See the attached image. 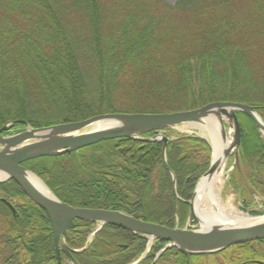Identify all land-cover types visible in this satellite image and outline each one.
Instances as JSON below:
<instances>
[{
  "label": "trees",
  "instance_id": "16d2710c",
  "mask_svg": "<svg viewBox=\"0 0 264 264\" xmlns=\"http://www.w3.org/2000/svg\"><path fill=\"white\" fill-rule=\"evenodd\" d=\"M213 102L250 105L264 123V0H0L4 136L102 114L170 113ZM235 113L238 167L228 184L242 211L260 216L264 136L244 112ZM163 134L165 148L121 137L22 166L66 205L181 228L211 150L195 135L172 128ZM96 225L74 220L60 238L70 254L60 251L58 260L46 212L11 179L0 183V264H264V239L209 254L170 246L156 257L164 240L154 239L146 251L145 236Z\"/></svg>",
  "mask_w": 264,
  "mask_h": 264
},
{
  "label": "water",
  "instance_id": "95a60500",
  "mask_svg": "<svg viewBox=\"0 0 264 264\" xmlns=\"http://www.w3.org/2000/svg\"><path fill=\"white\" fill-rule=\"evenodd\" d=\"M236 111L244 112L249 116L254 121L259 132L264 136V123L255 112L254 108L250 105L237 102H213L199 108L170 113L102 114L77 122L61 123L49 127L30 128L29 130H23L12 136L2 135V132L6 131L9 127V125L6 124L0 128V145L2 146L0 150V170L6 173L7 177L1 180L0 183L12 179L31 202L46 212L53 231L54 249L57 258L59 255L60 234H64L67 227H72L74 220L107 224L128 230L134 234L145 235L150 239L164 240L167 244L157 256L165 248L170 246L176 247L183 254L194 255L215 253L231 245L261 240L264 239V223L248 228L222 231H211L206 227V229L200 230V226L198 230L192 231L186 228H171L161 224L142 221L121 211L72 207L59 201L50 191L52 195L51 199L38 194L24 178V172L28 170L21 166L22 162L36 157L57 156L95 144L102 140L121 137L146 141L155 140L159 137L165 148L167 138L159 133L160 131L168 128L173 129L178 125L195 123L200 120V118L210 113L221 118L222 131H224L222 117L227 118L228 121L231 122L233 127V141L231 146L235 149L234 156L236 165H238L237 148L240 143V129L235 113ZM105 119L117 120L120 122V125L116 128H108L96 132L86 131L77 134L80 130L89 127L93 122ZM43 131H48L49 135H42L43 140H40V136H37L36 133H41ZM146 132H158V134L146 139L140 137L141 134ZM27 141H29V143L25 144ZM48 145H52V148H48ZM9 149L16 150H12L11 152ZM229 155L228 152H225L224 157L227 158ZM215 169L216 167L213 165L211 159L207 171L199 180L203 176L212 174ZM197 183L195 184L191 199L187 201L189 205V214L191 215L192 199ZM7 205L12 211L14 210L12 205L9 203H7ZM192 216L196 219L194 215ZM197 222L200 225L198 220ZM63 250L69 254L65 246Z\"/></svg>",
  "mask_w": 264,
  "mask_h": 264
},
{
  "label": "bare ground",
  "instance_id": "6f19581e",
  "mask_svg": "<svg viewBox=\"0 0 264 264\" xmlns=\"http://www.w3.org/2000/svg\"><path fill=\"white\" fill-rule=\"evenodd\" d=\"M220 121H221V118L210 113V114L203 116L202 118H200V120H198L195 123L186 124L190 126L192 129L196 130L197 134H194L195 136L203 139L208 144L211 150L210 161L212 159L213 165L216 167L215 171L212 174L203 176L198 181L196 190H195V193L192 199V215H194L196 219L200 222V226H201L200 230L209 228L211 231H222V230H229V229L248 228V227L258 225V224H263L264 214L260 216H250L248 214H245L237 210L235 207L231 206L230 204L223 203L220 198V189L224 181L222 167L224 166L226 159L230 156L229 155L227 158H225L224 154L225 152H228L229 154H231L235 150L231 146L233 139H231L228 133H226L225 131H222V126H221L222 121L221 122ZM119 125H120V122L114 119L99 120V121L93 122L89 126L88 131L96 132V131H101V130H105L108 128H116ZM163 131L164 130L160 131L159 133L165 136L163 134ZM36 134L37 136H40L39 137L40 140H43L42 135L48 136L49 132L43 131L41 133L39 132ZM181 134H186V133H181ZM155 141H161V140L159 139V137H157ZM27 143H29V141H27L25 144ZM48 146H49L48 148H52V145H48ZM12 150L15 151L16 149H12ZM237 152H238V148H237ZM22 163H21V166H22ZM28 171L24 172V178L29 183V185L41 196L51 199L52 192L50 193L47 187H45V185L40 181V179ZM6 177H7L6 173L0 170V181L4 180ZM174 183H175V180L173 178V184ZM173 193H175L174 189H173ZM98 224L100 225V227L104 225V224L97 223V225ZM174 227H177V226H174ZM64 234H60L59 238H61V236ZM92 235L88 236L87 243L91 241ZM145 237L148 238V246H150L154 239H150L147 236Z\"/></svg>",
  "mask_w": 264,
  "mask_h": 264
},
{
  "label": "rangeland",
  "instance_id": "374dc122",
  "mask_svg": "<svg viewBox=\"0 0 264 264\" xmlns=\"http://www.w3.org/2000/svg\"><path fill=\"white\" fill-rule=\"evenodd\" d=\"M166 1L169 4L172 5V4L175 3L176 0H166ZM222 119H223V123H224V131L230 135L231 139H233V127L231 125V122H229L228 119L225 118V117H222ZM29 129H30V127H25L24 130H29ZM88 129H89V127H86L84 129L80 130L77 134L86 132V131H88ZM173 130L175 132H178V133H186V134H190V135L191 134L192 135L197 134L196 130L192 129L188 125H178V126L174 127ZM12 135L13 134H9V135H6V136H12ZM1 149H2V146L0 145V150ZM235 166H236V161H235V157H234V152H232L230 154V156L226 159V161L224 163V166L222 167L223 180L224 181H223L222 187L220 189V198H221L223 203L230 204L231 206L235 207L237 210H239V211H241V212H243L245 214H248L247 212L242 211V209H241V203H242L241 199L239 198V196L237 194H233L232 188L228 184V177L230 176L231 171L233 170V168ZM260 201L261 200H259V202ZM189 217L187 215L186 222H185L184 226L181 227V228H186L187 230H192V231L198 230L200 228V225L197 222V220L193 216H191L190 214H189ZM95 229L96 230L100 229V225L99 224L96 225ZM60 244L61 245L63 244L61 239H60ZM64 263L65 264H74V263H72V261H65Z\"/></svg>",
  "mask_w": 264,
  "mask_h": 264
},
{
  "label": "flooded vegetation",
  "instance_id": "af4514ba",
  "mask_svg": "<svg viewBox=\"0 0 264 264\" xmlns=\"http://www.w3.org/2000/svg\"><path fill=\"white\" fill-rule=\"evenodd\" d=\"M92 234H93V233H92ZM92 234H91V235H92Z\"/></svg>",
  "mask_w": 264,
  "mask_h": 264
}]
</instances>
